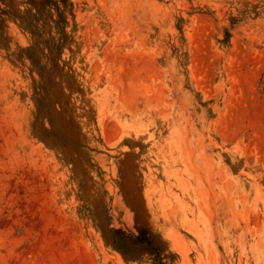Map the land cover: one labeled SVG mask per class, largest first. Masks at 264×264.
<instances>
[{
  "label": "rangeland",
  "instance_id": "rangeland-1",
  "mask_svg": "<svg viewBox=\"0 0 264 264\" xmlns=\"http://www.w3.org/2000/svg\"><path fill=\"white\" fill-rule=\"evenodd\" d=\"M0 264H264V0H0Z\"/></svg>",
  "mask_w": 264,
  "mask_h": 264
}]
</instances>
